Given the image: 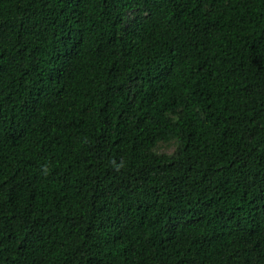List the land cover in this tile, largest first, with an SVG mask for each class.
Here are the masks:
<instances>
[{
    "label": "trees",
    "instance_id": "1",
    "mask_svg": "<svg viewBox=\"0 0 264 264\" xmlns=\"http://www.w3.org/2000/svg\"><path fill=\"white\" fill-rule=\"evenodd\" d=\"M0 264H264V0H0Z\"/></svg>",
    "mask_w": 264,
    "mask_h": 264
},
{
    "label": "rangeland",
    "instance_id": "2",
    "mask_svg": "<svg viewBox=\"0 0 264 264\" xmlns=\"http://www.w3.org/2000/svg\"><path fill=\"white\" fill-rule=\"evenodd\" d=\"M174 142L169 143H160L159 146L157 147V150L159 152H166V153H171L174 150V145L171 144Z\"/></svg>",
    "mask_w": 264,
    "mask_h": 264
}]
</instances>
